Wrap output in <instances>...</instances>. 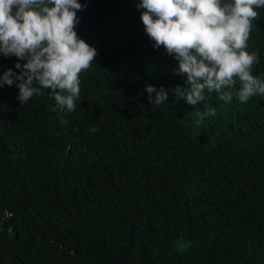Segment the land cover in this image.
<instances>
[{
    "label": "trees",
    "instance_id": "1",
    "mask_svg": "<svg viewBox=\"0 0 264 264\" xmlns=\"http://www.w3.org/2000/svg\"><path fill=\"white\" fill-rule=\"evenodd\" d=\"M79 2L75 31L97 55L75 111L0 87V264H264V95L177 99L186 75L153 47L140 0ZM254 10L245 50L264 81ZM24 62L0 53V77ZM205 103L216 114L200 121Z\"/></svg>",
    "mask_w": 264,
    "mask_h": 264
},
{
    "label": "clouds",
    "instance_id": "2",
    "mask_svg": "<svg viewBox=\"0 0 264 264\" xmlns=\"http://www.w3.org/2000/svg\"><path fill=\"white\" fill-rule=\"evenodd\" d=\"M84 7L79 0H0V53L25 61L15 64L19 74L4 72L0 87L19 81L21 104L48 89L58 106L75 111L80 74L97 55L75 31L77 12ZM262 7L264 0H140V19L153 47H163L178 61L175 72L186 75V86L172 90L177 99L195 106L208 99L207 91L229 102L232 95L222 92L225 88L236 89L242 103L264 95V81L250 71L259 53L245 50L258 15L254 9ZM145 91L152 105L167 100L163 87L147 85ZM215 114L207 103L197 113L200 121Z\"/></svg>",
    "mask_w": 264,
    "mask_h": 264
}]
</instances>
